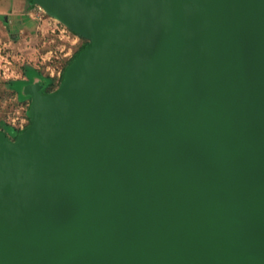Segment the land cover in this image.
Segmentation results:
<instances>
[{
    "label": "water",
    "instance_id": "1",
    "mask_svg": "<svg viewBox=\"0 0 264 264\" xmlns=\"http://www.w3.org/2000/svg\"><path fill=\"white\" fill-rule=\"evenodd\" d=\"M91 38L0 131V264H264V0H35Z\"/></svg>",
    "mask_w": 264,
    "mask_h": 264
},
{
    "label": "rangeland",
    "instance_id": "2",
    "mask_svg": "<svg viewBox=\"0 0 264 264\" xmlns=\"http://www.w3.org/2000/svg\"><path fill=\"white\" fill-rule=\"evenodd\" d=\"M91 43L35 0H0V131L15 139L27 129L32 96L25 86L57 90Z\"/></svg>",
    "mask_w": 264,
    "mask_h": 264
},
{
    "label": "trees",
    "instance_id": "3",
    "mask_svg": "<svg viewBox=\"0 0 264 264\" xmlns=\"http://www.w3.org/2000/svg\"><path fill=\"white\" fill-rule=\"evenodd\" d=\"M85 46H83V48H84Z\"/></svg>",
    "mask_w": 264,
    "mask_h": 264
}]
</instances>
